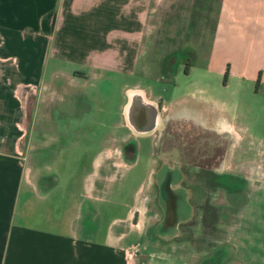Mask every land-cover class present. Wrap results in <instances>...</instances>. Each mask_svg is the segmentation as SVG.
<instances>
[{
    "label": "rangeland",
    "instance_id": "374dc122",
    "mask_svg": "<svg viewBox=\"0 0 264 264\" xmlns=\"http://www.w3.org/2000/svg\"><path fill=\"white\" fill-rule=\"evenodd\" d=\"M217 4L218 0H160L157 4V19L145 35L144 69L148 75H158L176 68L170 81L120 75L116 81L107 80V99L104 91L85 88L75 104L69 96L58 102V96L46 90L45 101L37 102L34 109L29 134L16 139L20 150L16 158L22 178L49 184L57 179L48 202V226L57 220L58 226L79 224L102 234L109 224L116 229L122 225L117 218L126 215L130 203L128 221L142 233L125 228L123 243L129 247L138 243L128 249L127 264L141 259L146 264H188L195 257L204 264H264V93L255 95L254 85L232 79L223 86L224 75L206 71L204 57ZM187 59L192 64L185 72L182 62ZM134 83L175 100L172 113L179 123L168 121L159 142L165 149L175 146L182 155L186 170L181 173V185L193 204V216L180 222L170 236L152 230L160 223L162 207L157 187L146 184L148 169L135 175L125 167L135 162L137 139L143 149L151 147L148 138L119 134L124 132L120 123L124 88ZM200 88L206 89L203 93L208 98L226 103L222 114L227 120L219 127L178 119L195 111L185 99L198 103L194 96L200 95ZM100 106H107L105 125L98 121L103 115ZM105 145L113 185L101 188L104 181L91 169L95 153ZM200 156L201 167H194L191 162ZM89 176L95 186L88 195L81 183ZM143 177L145 185L133 197Z\"/></svg>",
    "mask_w": 264,
    "mask_h": 264
},
{
    "label": "crops",
    "instance_id": "0c3cea01",
    "mask_svg": "<svg viewBox=\"0 0 264 264\" xmlns=\"http://www.w3.org/2000/svg\"><path fill=\"white\" fill-rule=\"evenodd\" d=\"M159 1L0 0V264L128 263V249L138 243L132 247L123 243L128 233L125 228L142 233L132 227L136 223L128 221L130 203L126 215L117 218L123 226L116 229L109 224L102 234L79 224L58 226L56 219V225L48 226V202L57 189V179L49 184L22 178L16 139L29 134L36 104L45 101L48 88L58 96V102L69 96L75 104L85 88L102 90L107 99V80L116 81L120 75L170 81L176 68L164 73L157 67L158 75H148L144 69L145 35L157 19ZM204 61L206 71L225 76L223 86L232 79L240 85H254L255 95L264 93V0H218ZM203 92L206 89L200 88V95L194 96L198 103L185 99L192 102L195 111L178 119L219 127L226 119L222 114L226 103H218ZM174 101L165 99L160 91L154 93L152 87L126 85L120 108L124 132L119 134L152 139L168 121L175 120ZM106 107H99L103 115L98 121L103 125L107 122ZM135 156V162L125 167L135 175L148 169L146 184L157 187L164 181L167 193L159 196L161 220L152 230L173 235L180 222L193 216V204L185 190H175L181 172H174L175 181L168 179L166 171L155 165L152 148L143 149L139 139ZM108 167L105 145L95 153L91 169L104 181L101 188L113 185ZM143 181L144 177L134 187L133 197L145 185ZM81 186L89 195L95 181L84 177ZM35 206L39 211L33 210ZM134 264H146V260ZM188 264L204 263L195 257Z\"/></svg>",
    "mask_w": 264,
    "mask_h": 264
},
{
    "label": "flooded vegetation",
    "instance_id": "af4514ba",
    "mask_svg": "<svg viewBox=\"0 0 264 264\" xmlns=\"http://www.w3.org/2000/svg\"><path fill=\"white\" fill-rule=\"evenodd\" d=\"M185 62L184 61L182 62V64L184 66H185ZM184 70H185V68H184ZM179 120H181V119H179ZM172 122L179 123V122H177L175 120L174 121L172 120ZM181 122H184V123L188 122V123H194V124L198 123L196 121H191L189 119L181 120ZM161 135H162V131H159L157 134H153L152 139H150L151 148H152L153 153H154V158L156 159L155 165H157L158 170L166 171V175H168V179H171L172 181H175L174 180L175 178L173 176L174 172L175 171H180L182 173V172H184L186 170V168H184L183 162L181 161L182 155H181L180 152H178V150L174 149V148H176L175 146L169 147V148H166V149L163 148L162 146H160L161 143L159 142V139L160 140L162 139ZM199 160H197L196 162H191L194 165V167H201V164H202V161H203L201 159V156H200ZM210 165L212 166V163ZM181 173H180V176L182 175ZM181 179L177 180L178 183L176 182L175 190H177V191L178 190L180 191V190H183V189L185 190L184 185L183 186L181 185ZM163 185H164V181H162V183L157 186V191H158V194H159L160 197H162L163 195L167 194V193H165L163 191ZM169 211H170V209H169Z\"/></svg>",
    "mask_w": 264,
    "mask_h": 264
},
{
    "label": "trees",
    "instance_id": "16d2710c",
    "mask_svg": "<svg viewBox=\"0 0 264 264\" xmlns=\"http://www.w3.org/2000/svg\"><path fill=\"white\" fill-rule=\"evenodd\" d=\"M191 64H192V63H191L190 61H188V60L185 62V66H184L185 71H187L188 67H189Z\"/></svg>",
    "mask_w": 264,
    "mask_h": 264
}]
</instances>
